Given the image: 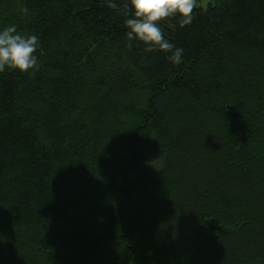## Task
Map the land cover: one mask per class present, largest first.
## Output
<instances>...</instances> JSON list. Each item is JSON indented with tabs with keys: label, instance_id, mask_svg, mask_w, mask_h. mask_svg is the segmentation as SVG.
I'll return each mask as SVG.
<instances>
[{
	"label": "trees",
	"instance_id": "16d2710c",
	"mask_svg": "<svg viewBox=\"0 0 264 264\" xmlns=\"http://www.w3.org/2000/svg\"><path fill=\"white\" fill-rule=\"evenodd\" d=\"M0 0V264H264V0Z\"/></svg>",
	"mask_w": 264,
	"mask_h": 264
},
{
	"label": "rangeland",
	"instance_id": "374dc122",
	"mask_svg": "<svg viewBox=\"0 0 264 264\" xmlns=\"http://www.w3.org/2000/svg\"><path fill=\"white\" fill-rule=\"evenodd\" d=\"M210 1H212V0H199V1L196 3V6H199V7L206 6Z\"/></svg>",
	"mask_w": 264,
	"mask_h": 264
}]
</instances>
